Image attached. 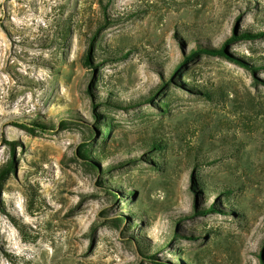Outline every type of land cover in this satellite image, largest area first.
<instances>
[{
  "label": "rangeland",
  "instance_id": "1",
  "mask_svg": "<svg viewBox=\"0 0 264 264\" xmlns=\"http://www.w3.org/2000/svg\"><path fill=\"white\" fill-rule=\"evenodd\" d=\"M260 32L264 0H0V264H264Z\"/></svg>",
  "mask_w": 264,
  "mask_h": 264
},
{
  "label": "trees",
  "instance_id": "2",
  "mask_svg": "<svg viewBox=\"0 0 264 264\" xmlns=\"http://www.w3.org/2000/svg\"><path fill=\"white\" fill-rule=\"evenodd\" d=\"M263 34H264V33L260 32V33H256V34H253V35H254L255 37H261V36H263ZM247 35H250V33H247ZM247 35H245V36H247ZM234 41H235L234 38L229 39V42H230V43H232V42H234ZM92 44H93V43H92ZM227 45H229L228 42H227ZM224 51H225V50H224ZM92 52H93V51L90 50V53L88 54V58L86 59L87 62H91V63H92V61H93V60H92V58H93V53H92ZM129 55H130L129 53H126V55H124V58H127ZM96 107H98V104L96 105ZM107 136H108V137L110 136V131L108 132ZM9 144L12 146V149L14 150V149H15V143H13V142H9ZM148 146H149L150 148H162V145H161L160 143L156 142V141H152L151 143L148 144ZM83 147H84V145H83L81 148L83 149ZM83 150H84V149H83ZM82 152H85V151H82ZM85 154H86V153H83V155H85ZM98 156H99V158H102V159H103V158H106V154H105L104 151H103V152H100V153L98 154ZM13 171H14V162H13V160H12V162L10 163V165H8L7 167H5V168H3V169L0 170V188L2 187V185H3V183H4L5 179H6V177H7L11 172H13ZM225 192H226L227 194H231V193H232L231 190H226ZM0 210H1L4 214H6V215L9 217V219L11 220V222H12L13 224H15L18 228L21 229V226H20L19 222L17 221V219H15L13 215H11L10 213H8V212L6 211L4 201H0ZM214 210H215V206L212 205L210 209H204L203 212H204L205 215H207V214H210L211 212H213ZM21 230H22V229H21ZM153 258H155V257H153Z\"/></svg>",
  "mask_w": 264,
  "mask_h": 264
}]
</instances>
